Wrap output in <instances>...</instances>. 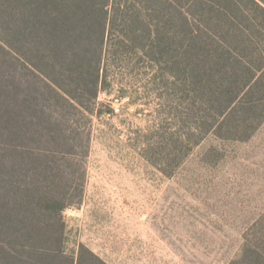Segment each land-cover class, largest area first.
<instances>
[{
  "label": "trees",
  "instance_id": "obj_1",
  "mask_svg": "<svg viewBox=\"0 0 264 264\" xmlns=\"http://www.w3.org/2000/svg\"><path fill=\"white\" fill-rule=\"evenodd\" d=\"M17 1L25 8L27 0ZM42 1L35 0V6ZM49 3L58 9L59 2H44ZM67 5L62 2L66 18L51 17L72 22L69 28H54L31 9L26 17L33 26L17 31L19 45L0 39V47L8 49L5 57L15 64L11 81L20 85L19 78L29 76L51 91L15 102L17 113L27 119L21 143L11 145L4 122L0 125V154L8 159L10 151L18 153L21 178L18 187L2 166L0 264H107L84 245L77 258L65 251L63 219L82 201L86 169L76 171L74 164L78 155L87 156L91 138L71 118L80 110L94 115L101 92L110 95L118 88L126 96L140 85L162 102L159 122L167 116L169 123L147 154L156 165L165 164L161 172L166 175L208 136L244 142L264 123V0H104L90 16H80L79 5L73 10ZM42 25L49 28L44 31ZM37 30L45 43L59 37L57 53L68 68L51 69L42 47L33 53L24 45ZM37 55L45 71L37 69ZM83 92L91 95L88 104ZM11 93L0 95L9 100ZM50 101L59 109L55 120L46 113ZM59 153L69 158H56ZM231 264H264V215Z\"/></svg>",
  "mask_w": 264,
  "mask_h": 264
},
{
  "label": "rangeland",
  "instance_id": "obj_2",
  "mask_svg": "<svg viewBox=\"0 0 264 264\" xmlns=\"http://www.w3.org/2000/svg\"><path fill=\"white\" fill-rule=\"evenodd\" d=\"M34 1L27 0L25 8L19 9L17 0H0L1 41L20 44L14 38L19 29L33 26L26 17L31 9L33 13L38 9L54 28L63 24L66 29L72 22L51 17L66 18L62 2L72 10L79 5L83 12L80 16L95 14L104 3L80 0V5L79 0H52L59 2L58 9L53 10L51 3L45 6L48 0L37 6ZM41 27L44 31L49 28ZM37 33L24 45L33 53L36 47H42L43 60L51 64V69L68 68L57 53L59 37L45 43ZM5 50L0 47V94L12 93L9 100L0 95V125L3 121L8 142L16 145L21 143L27 119L26 114L22 117L17 113L15 102L21 103L26 95L51 91L29 76H21L20 85L11 81L9 72L15 64L13 58L5 57ZM33 61L37 69L46 70L38 55ZM3 75L7 81L1 80ZM141 87L135 86L126 96L118 88L110 95L101 92L94 115L80 110L71 118L72 125L75 122L79 132L90 133L91 138L87 156L80 154L75 159V169H86L84 190L81 203L63 213L65 251L77 258L80 245H84L107 264H231L239 257L252 225L264 215V123L244 142L208 136L176 171L166 175L161 172L165 164L158 166L150 161L147 149L157 144L169 120L163 116L159 122L158 104L162 102ZM83 93L88 104L91 95ZM161 109L166 113V107ZM46 113L54 120L59 117L53 101ZM159 125L164 129L159 131ZM59 154L56 158H69ZM18 160L14 151L9 152L8 159L0 154V176L2 166H6L5 173H10L19 187Z\"/></svg>",
  "mask_w": 264,
  "mask_h": 264
}]
</instances>
